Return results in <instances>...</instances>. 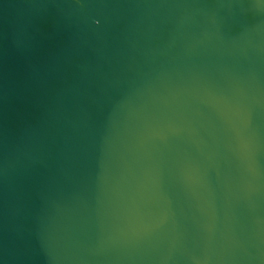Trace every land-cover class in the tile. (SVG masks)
I'll use <instances>...</instances> for the list:
<instances>
[{"label": "water", "instance_id": "95a60500", "mask_svg": "<svg viewBox=\"0 0 264 264\" xmlns=\"http://www.w3.org/2000/svg\"><path fill=\"white\" fill-rule=\"evenodd\" d=\"M0 264H264V0H0Z\"/></svg>", "mask_w": 264, "mask_h": 264}]
</instances>
